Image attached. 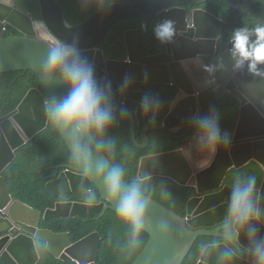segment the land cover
<instances>
[{"label":"water","instance_id":"water-1","mask_svg":"<svg viewBox=\"0 0 264 264\" xmlns=\"http://www.w3.org/2000/svg\"><path fill=\"white\" fill-rule=\"evenodd\" d=\"M207 1L141 0L136 3H112L82 23L71 25L59 0H40L42 19L35 18L18 6L16 0H0V74L32 70L42 85V90L31 88L16 111L0 117V264H41L43 258L37 240L45 242L49 252L63 263L98 264L100 259L103 239L99 233L74 244L71 234H55L52 230L42 229L44 213L14 199L7 181L1 176L16 159V152L47 129L49 100L67 94V87L59 82V74L52 77L51 83L42 82L39 76V64L46 54V42L51 43L55 39L75 44L80 54L93 65L99 84L105 91L110 86L111 101L115 92L122 94L124 107L112 106V110L131 115L134 143L143 150L151 145V132L161 130L171 139L181 140L191 130L182 137H175L171 133L177 134L183 130L186 116L194 118L219 114L220 100L229 93L241 100L236 131L225 134L231 143L218 149L209 167L199 169L196 166L200 156L195 148V137L182 149L142 159L141 175H147L148 179L170 178L181 185L196 187L198 197L189 202L185 218L152 201L148 213L151 224L143 231L150 239L134 264H184L201 236L220 238L218 227L214 230L208 228L221 224L225 218V199L230 186L218 190L228 173L252 161L258 162L264 169V78L251 75L246 65L242 69H234L231 43L224 55H218L219 42L231 23L197 7ZM226 1L242 14L264 21V1ZM156 12H159L161 21L172 19L176 22V34L171 42L166 43V53L150 54L141 29L127 31L129 55L123 60L107 59L105 51L97 48L106 41L107 34L117 22ZM7 26H13L20 34L6 36ZM207 55L216 59L209 64ZM169 56L174 58L171 62ZM126 77L130 83L125 87L123 82ZM174 86L179 87V95L170 104L168 99L172 100L173 97L165 100V96L157 91ZM145 94L159 98L161 105L157 114L166 121L164 125L145 128L142 133L144 142L140 143L138 127H144L152 117V113L148 116L141 107ZM185 151H190L191 159L184 155ZM5 152L10 154L7 160L4 158ZM57 168L66 170L59 179L49 182L47 188L59 198L82 193V177L78 170L70 165ZM261 187L264 188V180ZM214 191L218 192L205 195ZM100 195L101 198H97L93 205H86L84 201L58 203L55 209L47 211L45 219L104 218L108 211L114 209L103 194ZM161 221H167L169 226L166 237L160 234L158 228ZM239 244L241 249L246 244L242 234ZM213 247L219 253L227 245ZM240 255L248 256L238 251L232 257L233 264H250ZM203 259L207 264L208 254L204 258L201 256L198 264H203ZM211 264H216L215 256L211 258Z\"/></svg>","mask_w":264,"mask_h":264},{"label":"clouds","instance_id":"clouds-1","mask_svg":"<svg viewBox=\"0 0 264 264\" xmlns=\"http://www.w3.org/2000/svg\"><path fill=\"white\" fill-rule=\"evenodd\" d=\"M123 3H127V2H123ZM132 3H136V2H132ZM16 4H17V0H16ZM199 5H197L198 8H204V7H199ZM156 13L159 14V12ZM132 18H136V17H132ZM257 21L258 22L255 23L254 27L243 26L233 30V32L231 33L229 44L231 43V55L235 61L234 64L235 70L242 69L246 65L247 71L251 75L264 78V67H261L264 66V21H260V20ZM175 23L176 22L172 19H164L161 22L155 24L153 29L155 38L159 40L162 44L171 42L173 40L174 35L176 34ZM9 27L10 26H7V31ZM44 29L45 31H47L46 25L44 26ZM138 29L143 30V35H144L143 28H133L129 30H138ZM7 31H6V36H8ZM19 34H11V35H19ZM223 35L219 42L220 47H218L217 50L219 56L224 55L229 49V44H228L227 49L225 51H222L221 42L223 39ZM144 42H145V36H144ZM105 43L106 41L101 44H105ZM99 45L97 46V48L103 49L105 51V49L99 47ZM166 52H167V44H166V49L163 52L155 53V54H162ZM128 55L129 53L125 58H127ZM200 56L203 55L200 54ZM206 57L209 64H211L216 59V58L208 57V55ZM106 58L114 59V58H108L107 56ZM123 59H118V60H123ZM173 59L174 58L169 56V62H171ZM208 70L211 71V68H209ZM12 72H16V71H12ZM56 74H59V82L64 86H66L68 91L67 94L63 95L62 97H52L51 100H49L46 109L47 118L49 121L47 129L49 128L51 123L52 127L59 134L64 145L66 146L69 161L71 163L70 166H73L76 170H78L80 176L82 177V183H83L82 193L73 194L79 196L78 200L71 199V196L73 195H70L61 198L65 200H62L59 203L67 202V201L80 203L84 201L86 205H93L96 203L97 198L99 199L101 198L100 193H102L103 197L107 200L108 203L112 205L114 209V211L112 210L110 211L114 212L116 216L130 229L129 238L126 244L122 248V253H131L141 244V233L145 231L146 228L149 227L151 224L148 213L152 205V201L154 200H152L151 189L146 186V181L149 180L147 175H141V173L139 172L133 179L126 180L127 172L125 167L120 163L116 162L114 158L116 151L115 138L107 135L108 129L112 126V124L115 121L114 112H121L129 115L126 112L112 110V106L124 107V103L121 101L122 94L120 92H115L114 99L111 101L109 95L111 91L110 86L108 91H105V89L99 84V82L97 81L94 75V67L88 61V59L80 54L75 44H68L65 43L63 40H59V39H55L51 43L46 42V54L42 59L41 63L39 64V76L42 82L51 83L52 77H54ZM129 83L130 80L129 78L126 77L123 82L124 86L126 87ZM37 88L42 90V85L41 87H37ZM178 88H179L178 86H174L173 88L157 91V93L164 95L165 100H167L169 96H172L173 97L172 100H170V98L168 99L169 103L172 104L174 100L178 98L179 95ZM173 89H177V95H174V93H170L172 92L171 90ZM228 95L235 96L241 102V100L233 93L227 94L222 99H224ZM222 99L220 100L221 110L219 111V114L206 115L203 117L197 116L194 118L190 116H186L184 118V120L186 119L185 121L186 125H184L183 130L177 134L171 133L175 137H182L187 135L191 130L188 136L182 138L181 140H174V141H183L184 139L190 136H193V138L195 137V148L200 156V158L196 161V166L199 169H204L209 167L218 149L221 146L227 147L231 143L230 138L225 134H232L233 132H235L239 122L240 111H239L238 122L235 130L233 131L221 130L219 125V119L222 114ZM22 101H20V103L16 106V108L13 111L8 112L5 115L0 114V117H6L7 115L16 111L22 104ZM117 101L119 102L118 104H114V105L112 104L113 102H117ZM160 105H161V101L159 100L158 97L151 96L148 94H145L143 96L141 100L142 110L144 111L145 114H148V116L150 115V113H152V117L144 127H138V129L141 128L144 130L147 127H153L156 126L157 124L160 125L165 124L166 118H161L159 117V114H157ZM240 109H241V104H240ZM164 110L165 107H163L162 113H164ZM162 113L161 115H163ZM129 116L131 117V115ZM191 128L193 129V131ZM47 129H45L41 133L45 132ZM41 133H39L38 135H40ZM149 138H150V134H149ZM193 138L191 139V141L193 140ZM34 139L31 142H33ZM139 142L143 143L144 140L143 142L139 140ZM189 143L185 144L184 146L188 145ZM184 146H182L179 149H182ZM179 149H175V150H179ZM175 150H171V151H175ZM171 151H167V152H171ZM17 152H16V158H17ZM162 153H166V152H162ZM162 153H158V154H162ZM151 155H155V154H151ZM184 155L189 159H191L190 151H185ZM4 158L5 160L10 158L9 152H5ZM251 163L259 164L256 161H252ZM261 168L263 169L262 166ZM241 169H232V170H241ZM65 170L66 169H64L63 172ZM140 170H141V165H140ZM4 171L2 172L1 176L3 175ZM63 172H61V174ZM59 177L57 179H59ZM154 178H163V177H154ZM166 179H170V178H166ZM263 180H264V176H263ZM177 184L181 185L179 183ZM261 185L260 183L258 184L257 177L255 175L237 174L234 177L231 185L226 184V180H225L222 187L218 190L220 191L225 186H230L228 191V196L225 199L227 204L224 213L225 218L223 222L219 225L208 228L209 230H214L218 227L221 236L220 238L201 236V238L197 240L198 242L200 239H202V237L214 239L212 241L202 243L200 245L201 256L203 258L205 257V254H208L209 256V260L207 264H211V258L213 256H215L216 258V264H233L232 257L238 251H243L248 254V256L240 255V258L250 262V264H264V188H262ZM181 186H185V185H181ZM185 187H193V186H185ZM193 188L196 190L195 197H198L197 188L196 187ZM97 189H99L100 193L99 191H97ZM218 191L210 192L205 195L216 194ZM161 195L166 197L169 195V192L167 190H163L161 192ZM192 199H190L189 202ZM188 204H187V209H188ZM26 205L32 207L28 204ZM161 206L164 207L165 205L162 204ZM32 208L44 213L43 221H52V220H46L45 217L49 209H55V208H49L45 212L38 210L34 207ZM186 216H187V211H186ZM186 216H181V217L185 218ZM96 218H103V217H96ZM60 219L66 220L63 218ZM78 219H82V218H78ZM89 219H93V218H89ZM53 220H59V219H53ZM168 227L169 226L167 221L160 222L158 228L160 234L163 237L167 236ZM65 234H70V233H65ZM241 234H242V240L246 243L243 249H241L239 244ZM40 241L42 240H37L39 251H40ZM42 243L46 244L43 241ZM74 244L77 243L74 242ZM220 244L221 245L225 244L227 245V247L219 251V253H216L213 246ZM46 247L48 249L47 244ZM203 264H205V259H203Z\"/></svg>","mask_w":264,"mask_h":264},{"label":"trees","instance_id":"trees-1","mask_svg":"<svg viewBox=\"0 0 264 264\" xmlns=\"http://www.w3.org/2000/svg\"><path fill=\"white\" fill-rule=\"evenodd\" d=\"M137 1L140 0H59L68 22L72 25L82 23L111 3ZM17 4L32 13L35 18H42L40 0H17ZM199 7H204L231 23L230 28L223 35L222 51L227 49L233 30L243 26L254 27L258 22L255 17L242 14L226 0H210ZM158 22H161L158 13L121 20L108 33L106 43L100 44L99 47L105 49L108 58L123 59L128 54L126 32L133 28H143L145 45L149 53L163 52L166 49V43L162 44L157 40L153 31ZM11 34H19V32L10 26L7 35ZM32 87H41L38 76L32 70L0 74V114L5 115L13 111ZM171 91L170 93L177 95V89ZM118 103L117 101L112 104ZM240 104L241 102L233 95L222 99V114L219 119L221 130H235ZM114 115L115 121L108 129L107 135L115 138L114 158L116 162L125 167L126 180L133 179L140 172L141 161L144 157L179 149L193 138L190 136L183 141H174L163 131H156L150 133V148L143 150L134 143L131 117L121 112H114ZM142 133L143 129L139 128L138 138L141 142H143ZM70 164L66 146L50 123L45 132L18 150L16 160L2 176L8 182L14 198L45 212L65 200L50 192L47 184L57 179L63 172L64 169H58V166ZM237 174L255 175L260 185L264 176L261 166L251 163L241 170H232L228 174L226 184L231 185ZM146 186L152 191V200L165 205L181 216H186L187 204L196 196V190L193 187L181 186L166 178L149 179L146 181ZM163 190H167L169 195L162 196ZM78 198L77 195L71 196L73 200H78ZM42 228L51 229L57 234L70 233L75 243L94 233H100L103 242L98 264H134L149 241V236L142 232L141 244L131 253H122V248L129 238L130 229L112 211H109L104 218L43 221ZM212 240L214 239L202 237L184 264H198L201 256L200 245ZM40 251L44 258L41 264H76L58 261L42 241H40Z\"/></svg>","mask_w":264,"mask_h":264}]
</instances>
